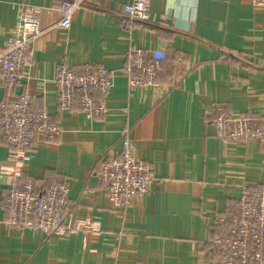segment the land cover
<instances>
[{
    "label": "crops",
    "instance_id": "0c3cea01",
    "mask_svg": "<svg viewBox=\"0 0 264 264\" xmlns=\"http://www.w3.org/2000/svg\"><path fill=\"white\" fill-rule=\"evenodd\" d=\"M62 1L0 0V47L25 7L39 8L43 30L23 78L10 92L0 88V103L28 95L46 104L60 128L53 144L36 138L30 160L18 159L0 135V264H217L213 216L237 212L241 184L264 183V160L254 141L217 139L212 108L225 104L233 116L264 123V8L250 0H146L151 16L140 23L123 14L132 0H85L61 29ZM130 47L165 50L155 86L128 90L121 65ZM60 61L111 72L100 119L58 108ZM125 128L155 180L145 197L115 211L91 172L101 156L118 152ZM47 177L66 182L64 220L79 219L86 232L48 239L5 222L9 186Z\"/></svg>",
    "mask_w": 264,
    "mask_h": 264
},
{
    "label": "built area",
    "instance_id": "2783aa9c",
    "mask_svg": "<svg viewBox=\"0 0 264 264\" xmlns=\"http://www.w3.org/2000/svg\"><path fill=\"white\" fill-rule=\"evenodd\" d=\"M84 1L60 2L58 10L61 18L57 27L68 29ZM250 3L255 8H264V0H250ZM123 14L129 22L146 23L151 16L150 4L146 0H132L123 6ZM39 20V8H23L17 30L0 47L2 90L10 92L23 78L25 67L29 64L26 57L29 47L43 34ZM166 56L163 48L127 49L121 73L126 78L128 90L155 86L156 76L162 70ZM111 79V72L101 65L70 66L60 61L54 80L58 108L72 114L80 112L89 119H100L107 112L105 98ZM95 93L102 99H97ZM211 123L215 137L220 141L237 144L256 142L264 160V123L257 122L255 116H233L225 104H215ZM59 133L58 123L46 104L39 106L28 95L0 103V135L18 159L33 158L31 152L38 136L53 144ZM91 175L115 211H123L133 200L145 197L149 184L155 180L151 167L134 156L129 128L122 131L118 152L101 156ZM69 191L66 182L58 177L11 184L4 198L5 222L18 231L41 232L48 239L86 232L88 226H83L79 219L64 220ZM213 225L217 234L209 244L217 264H263L264 183L241 184L237 212L216 213Z\"/></svg>",
    "mask_w": 264,
    "mask_h": 264
},
{
    "label": "trees",
    "instance_id": "16d2710c",
    "mask_svg": "<svg viewBox=\"0 0 264 264\" xmlns=\"http://www.w3.org/2000/svg\"><path fill=\"white\" fill-rule=\"evenodd\" d=\"M264 247V246H263ZM262 262H263V257H262ZM264 264V263H263Z\"/></svg>",
    "mask_w": 264,
    "mask_h": 264
}]
</instances>
